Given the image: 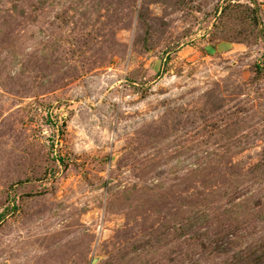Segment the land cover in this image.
Returning a JSON list of instances; mask_svg holds the SVG:
<instances>
[{"label":"rangeland","instance_id":"1","mask_svg":"<svg viewBox=\"0 0 264 264\" xmlns=\"http://www.w3.org/2000/svg\"><path fill=\"white\" fill-rule=\"evenodd\" d=\"M0 264H264V0H0Z\"/></svg>","mask_w":264,"mask_h":264}]
</instances>
